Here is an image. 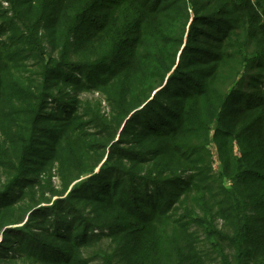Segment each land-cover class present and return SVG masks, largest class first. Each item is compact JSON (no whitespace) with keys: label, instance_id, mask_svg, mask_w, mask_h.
<instances>
[{"label":"trees","instance_id":"trees-1","mask_svg":"<svg viewBox=\"0 0 264 264\" xmlns=\"http://www.w3.org/2000/svg\"><path fill=\"white\" fill-rule=\"evenodd\" d=\"M0 264H264V0H0Z\"/></svg>","mask_w":264,"mask_h":264},{"label":"rangeland","instance_id":"rangeland-1","mask_svg":"<svg viewBox=\"0 0 264 264\" xmlns=\"http://www.w3.org/2000/svg\"><path fill=\"white\" fill-rule=\"evenodd\" d=\"M211 155H212V167L214 168V170H217L220 167V160H219V152L218 149L215 145H211V147L209 148ZM230 183L228 182V185Z\"/></svg>","mask_w":264,"mask_h":264}]
</instances>
